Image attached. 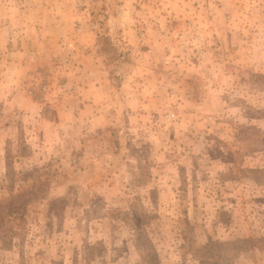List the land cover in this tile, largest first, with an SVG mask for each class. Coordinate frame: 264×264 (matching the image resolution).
I'll list each match as a JSON object with an SVG mask.
<instances>
[{"label":"rangeland","instance_id":"obj_1","mask_svg":"<svg viewBox=\"0 0 264 264\" xmlns=\"http://www.w3.org/2000/svg\"><path fill=\"white\" fill-rule=\"evenodd\" d=\"M0 264H264V0H0Z\"/></svg>","mask_w":264,"mask_h":264},{"label":"crops","instance_id":"obj_2","mask_svg":"<svg viewBox=\"0 0 264 264\" xmlns=\"http://www.w3.org/2000/svg\"><path fill=\"white\" fill-rule=\"evenodd\" d=\"M81 19L83 23H81V26L75 30V35L80 38V41L82 43L81 46L83 48L80 54V62L82 63V68H80V78L83 79V83L82 86L79 87V89L81 90L79 94L82 95L83 100L91 101V103H88L86 105L88 107H84L85 109L91 110L95 104L97 106V103L101 102L103 97V85L101 84V82H99L97 77L99 64L96 63L95 52L92 44L95 42L98 32L100 31L99 28H97V24L86 23V20H88V18ZM71 21L72 18L70 22ZM69 34L71 35V33ZM94 116L95 119L98 118L97 114H95Z\"/></svg>","mask_w":264,"mask_h":264}]
</instances>
